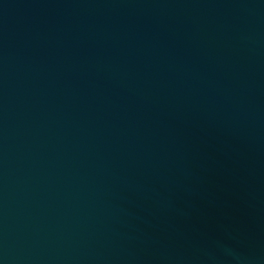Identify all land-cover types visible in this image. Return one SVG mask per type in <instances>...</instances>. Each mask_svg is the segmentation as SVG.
I'll return each mask as SVG.
<instances>
[{
  "label": "water",
  "instance_id": "obj_1",
  "mask_svg": "<svg viewBox=\"0 0 264 264\" xmlns=\"http://www.w3.org/2000/svg\"><path fill=\"white\" fill-rule=\"evenodd\" d=\"M0 264H264V0H0Z\"/></svg>",
  "mask_w": 264,
  "mask_h": 264
}]
</instances>
